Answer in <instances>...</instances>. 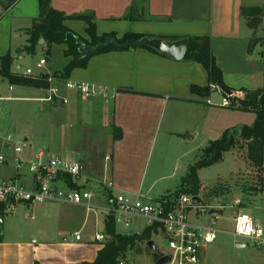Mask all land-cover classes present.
I'll use <instances>...</instances> for the list:
<instances>
[{"label": "crops", "instance_id": "obj_1", "mask_svg": "<svg viewBox=\"0 0 264 264\" xmlns=\"http://www.w3.org/2000/svg\"><path fill=\"white\" fill-rule=\"evenodd\" d=\"M41 7L39 0H15L12 3L0 0V56L11 53L14 59L12 69L15 63L17 67L21 66L20 60L25 55L24 47L27 45L23 40L28 39L26 30L33 19L40 16ZM50 7L67 15L93 12L97 35L114 33L118 40L128 33L165 39L208 36L216 64L222 71L227 87L225 90L245 92L264 87V45L260 43L263 23L252 24L250 16L242 12L243 9H251L252 17L259 10L264 12V0H50ZM65 24L89 40L84 20L67 19ZM16 38L19 39V46L13 48L12 39ZM56 48L64 53L66 46L54 44L52 53ZM69 61L70 58L63 57L59 66H49L50 70L46 73L62 70ZM69 79L104 86L113 97L109 101L83 99L75 92L62 88V94L68 98V103L62 104L45 101L48 90L10 86L13 92L19 90L18 94L4 98H9L6 101L48 102V111L52 114L54 127H59L60 136L52 140L44 151L52 156L80 161L84 169L79 184L98 190V182L107 173L115 183L116 192L131 199L138 193H143L147 199H157L185 187L183 181L162 193H154L156 183L162 177L149 187H145V183L152 170V148L154 143H158L161 132L165 140L172 139L184 144L186 139L180 136L182 131H195L194 123L202 110L208 108L206 105L223 108L221 103L208 104L202 95L192 92L193 85L205 87L209 83L208 72L200 63L184 59L177 61L146 47H134L95 54L86 68L75 69ZM31 89L45 94L31 96ZM166 113L172 119H183L176 125L179 130H170L168 121L163 125ZM224 120L225 117L219 121L222 132L233 127L231 122L224 124ZM114 128L120 129L117 139H114ZM194 137L196 135L192 139ZM32 148L30 145L24 154L27 159L38 152H33ZM107 156L110 157L108 161ZM193 163L186 165V178ZM165 164L161 158L153 166V173L164 169ZM22 168L16 166V175L21 174L24 180L29 181L32 176L26 178L27 172ZM175 174L176 167L169 177L173 178ZM200 184L204 187L201 180ZM59 186L64 187V184ZM198 197L205 203L202 194H198ZM101 201V198L97 200ZM210 202L222 204L217 196H212ZM68 219L77 228L71 235L60 231L59 239L53 241H10L0 232V264L93 262L105 246V241L93 239L96 232L105 231L104 218L94 215L87 218L85 208L75 205L68 213ZM148 227L129 234L116 231L121 235L140 236ZM75 232L81 233L80 241L72 236ZM156 234L159 233L153 232L150 240ZM147 243V240L137 239L128 249L142 253ZM202 261L201 254L200 264Z\"/></svg>", "mask_w": 264, "mask_h": 264}, {"label": "rangeland", "instance_id": "obj_2", "mask_svg": "<svg viewBox=\"0 0 264 264\" xmlns=\"http://www.w3.org/2000/svg\"><path fill=\"white\" fill-rule=\"evenodd\" d=\"M251 15L250 13L247 16H250L249 19L252 24L263 23L261 25L263 26V33L260 34V43L264 45V12L259 10V13H253V17ZM12 40L13 48L18 47L19 39ZM23 43L27 44V41L23 40ZM63 54L60 48H56L53 53L51 48V55L48 56L45 54L43 44L40 43L34 54L25 52V55L20 60L21 66L17 67L15 63L13 70L18 73H24L26 69H31L34 75L39 73L47 74L46 71L50 70L49 66L60 65L63 57H65ZM42 58L47 60V64L44 68L39 69L37 68V63ZM54 85L57 84L54 83ZM10 86L7 81L0 80V97L18 94L19 90L13 92L9 89ZM31 91V96L38 97L45 94L42 91L33 89ZM209 97L213 103H221L223 94L221 92H211L209 96H203L205 101ZM48 107V102L30 100L5 101L3 107L0 108V126L12 132L19 139H27L23 156L29 150L30 145L33 147V152L44 150L52 140H57L60 136L59 127H54L53 117L48 111ZM206 107L208 108L202 110L194 123L193 130L195 131H190L189 133L182 131L180 136L186 139L184 144L172 139L165 140L161 132L158 143H154L152 148L150 156L152 170L147 176L145 187H149L159 177H162V179L157 181L154 193H162L174 184L183 183V179L186 178V165L196 160L210 140H215L222 136L224 131H220L219 128L221 126L219 121L222 118L224 119L225 117V120L222 121L223 123L231 122L233 124V127L228 130H236L245 125H252L256 118L254 112L213 105H206ZM163 119V125L168 121L170 130H179L176 125L180 120L183 121V119L179 120V117L172 119L168 113L163 116ZM173 120L175 121L173 122ZM195 135L196 137L192 139V136ZM0 154L8 160V163H0V179H11L17 173L16 164L13 162V151L0 148ZM161 158L165 161L166 166L158 171L157 174H154L153 166ZM175 167L176 174L171 178L169 174ZM22 171H26V178H30L31 174L28 164L23 166ZM104 175L107 179H111L109 174L106 173ZM198 176L204 186L200 188L199 194H202L205 203L212 204L210 198L217 196L219 203L226 206L225 209L219 211L216 215L209 217L215 220V216H218L216 220L217 227L224 230H232L233 217L238 210L251 215L256 222L264 227V165L259 169L251 164L247 157V145L243 140L234 149L224 154L222 162L200 169ZM167 195H170V193L164 196ZM236 198L240 200L238 206H234ZM74 206L61 202H46L35 207L22 203L21 209L7 207L3 216V233L10 241H32L34 239L38 241H53L59 239L58 233L62 230L71 235L77 228V225L68 219V213ZM189 216L193 222H209V218L204 217L198 220L192 213ZM146 226V221L133 218L128 226L117 223L116 229L123 234H129L131 232H140ZM86 234H88V231ZM152 240L155 243L156 252L152 251L148 246L142 253H138L134 249H128L118 261H123L124 264H156L157 260H155V257L157 253L166 252L167 247L159 234L153 235ZM236 242L243 243L244 246L238 247ZM262 250L253 241L238 239L229 233L222 232L218 234L213 244L203 248L202 264H264V253Z\"/></svg>", "mask_w": 264, "mask_h": 264}, {"label": "built area", "instance_id": "obj_3", "mask_svg": "<svg viewBox=\"0 0 264 264\" xmlns=\"http://www.w3.org/2000/svg\"><path fill=\"white\" fill-rule=\"evenodd\" d=\"M47 60L42 58L37 63V68L46 66ZM26 75H34L31 69L24 71ZM51 83L48 89L49 95L45 101L67 104L68 98L62 94V88L75 92L83 99H103L109 101L113 95L104 86L72 81H59L49 75ZM57 84V85H54ZM12 88V87H11ZM212 91H220L223 94L221 106H237L240 100L245 98L246 93L242 90H232L226 93L220 86L211 85ZM9 98L0 97V107ZM208 104H213L211 98H207ZM25 140L17 138L9 130L0 127V148L11 149L14 157L13 162L21 169L25 164L29 165L31 179L24 180L21 174L11 179H0V202L6 208L17 209L22 203L28 206H37L46 202H61L85 208L87 218L94 215L96 218L112 216L115 224L121 223L128 226L133 218L146 221L150 227H157L158 232L166 244L167 251L161 256H168L165 264H200V256L203 248L213 244L219 233H229L235 238L255 242L264 249V227L255 219L238 210L233 217L232 230H224L217 227V218L209 217L216 215L226 208L224 204H210L195 200L198 195L171 193L157 199H147L143 193H138L133 199L125 194L116 192V186L112 179L106 177L98 182L99 189L82 186L79 184L83 175L84 166L80 161L65 157L52 156L49 152L40 150L34 157L27 159L23 156ZM106 160H110L107 156ZM0 163H8V160L0 154ZM63 176L71 177V181L77 188L70 187ZM64 184V187L59 186ZM101 198L103 202L97 200ZM240 204L239 199L234 200V206ZM214 208L215 214H209ZM192 213L198 220L209 218V222H193L189 216ZM76 241L82 239L80 232L72 235ZM95 241L104 242L107 239L105 231L96 232L93 236ZM123 264V262H120Z\"/></svg>", "mask_w": 264, "mask_h": 264}, {"label": "trees", "instance_id": "obj_4", "mask_svg": "<svg viewBox=\"0 0 264 264\" xmlns=\"http://www.w3.org/2000/svg\"><path fill=\"white\" fill-rule=\"evenodd\" d=\"M40 6L43 1L39 0ZM8 8V6H5ZM251 9H243L244 15H249ZM254 11V10H253ZM127 18V14H126ZM67 19H79L84 20L87 23L86 33L89 40L83 38L76 31L66 26L65 21ZM95 15L93 12H87L84 14L67 15L62 11H58L49 8L48 13L44 16L40 14L39 17L33 19L30 28L26 30L28 39L27 45L24 47V51L29 54H34L37 46L40 44V40L43 39V46L45 48V54L51 55V48L54 44L65 45L64 56L70 58L69 63L60 71H56L52 74L53 77L59 81H66L69 79L71 73L78 68H86L91 57H86L79 51L81 43L86 45H98L106 39L108 36H114V33L104 34L102 36L97 35L96 25L94 22ZM142 35L128 33L120 42H125L130 38H141ZM165 39V38H162ZM189 42L188 51L184 57V60L194 61L200 63L208 72L209 83L205 87H199L193 85L191 90L194 93H198L202 96H209L211 92V85L220 86L223 89H227L223 82L222 71L217 66L215 57L212 52L211 38L208 36H197L187 38ZM176 41L177 38L165 39ZM80 41V42H79ZM131 46L120 50H128L134 48ZM154 53L161 56L168 57L164 53H160L157 50L146 47ZM251 49V47H250ZM119 50L115 47L107 48L99 53H105L109 51ZM97 53V54H99ZM13 56L11 53H7L4 56H0V80L7 81L11 86H24L37 89L48 90L51 86L49 82V74H40L37 76L26 75L24 73H18L13 71ZM246 95L243 100H240L237 106H233V109L254 112L256 114L255 121L252 125H245L236 130H226L222 136L203 148L201 154L196 158L195 162L189 167L187 173L188 182L184 184V188L175 191L174 194H192L198 195L201 184L198 177V170L206 167L213 166L223 161L224 154L234 149L240 141H244L247 145V157L251 164L261 169L264 165V87L256 91H245ZM120 129L114 128V139L119 138L118 134ZM66 183L72 187L77 188L71 181V177H62ZM6 206L0 202V214L4 216ZM105 234L107 239L105 246L98 252L96 259L91 262H85L82 264H117L119 258L124 255L128 247L133 246L137 239L149 241L153 232H156L157 227H148L144 233L140 236H126L118 234L116 231L115 220L112 216L104 218ZM1 240V238H0ZM161 256L157 253L155 260Z\"/></svg>", "mask_w": 264, "mask_h": 264}, {"label": "water", "instance_id": "obj_5", "mask_svg": "<svg viewBox=\"0 0 264 264\" xmlns=\"http://www.w3.org/2000/svg\"><path fill=\"white\" fill-rule=\"evenodd\" d=\"M10 3L14 2L15 0H8ZM42 7H41V14L42 15H46L49 11L50 8V0H42ZM80 42V41H79ZM40 43H44V40L41 39ZM81 43V46L79 48V51L81 53H83L86 57H92L93 55L107 49L110 47H115L116 49H123V48H128L131 46H135V47H140V48H144V47H149L152 48L154 50H157L160 53H164L167 56H169L170 58L180 61L182 59H184L188 48H189V42L188 39L184 38V39H179L176 41H168L159 37H141V38H130L128 40H126L125 42H120L116 37L114 36H108L106 37V39L104 40V42L94 46V45H86L85 43ZM223 89V88H222ZM226 93H230V90H225L223 89ZM239 132H241V129H239ZM184 182H187L188 179L185 178L183 179ZM195 200L200 201V197L196 196ZM217 212L216 209L212 208L209 211V214H215ZM3 215L0 214V232H3ZM148 247L152 250V251H157L155 243L153 240L148 241L147 243ZM236 245L238 247H242L244 246V244L242 243H236ZM262 252L264 253V249L262 250ZM169 260L168 256H160L157 261L156 264H165L167 261Z\"/></svg>", "mask_w": 264, "mask_h": 264}]
</instances>
